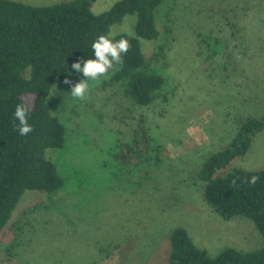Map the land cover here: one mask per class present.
<instances>
[{
    "label": "rangeland",
    "instance_id": "1",
    "mask_svg": "<svg viewBox=\"0 0 264 264\" xmlns=\"http://www.w3.org/2000/svg\"><path fill=\"white\" fill-rule=\"evenodd\" d=\"M119 1L97 0L92 12ZM136 21L126 16L109 31L135 35ZM157 22L159 40H140L147 70L166 79L150 106L113 82L117 70L84 101L68 96L65 81L53 87L48 106L65 125L67 143L46 155L65 186L23 195L0 233V264H168L169 236L178 227L211 257L264 246L251 220L226 221L213 210L199 179L244 119L264 118V0H164ZM81 79L73 70L68 80ZM22 98L33 109L35 96ZM136 141L140 152L121 163L117 156ZM235 168L264 169V130L223 174Z\"/></svg>",
    "mask_w": 264,
    "mask_h": 264
},
{
    "label": "trees",
    "instance_id": "2",
    "mask_svg": "<svg viewBox=\"0 0 264 264\" xmlns=\"http://www.w3.org/2000/svg\"><path fill=\"white\" fill-rule=\"evenodd\" d=\"M97 0H71L54 5L33 6L15 0H0V233L10 223L23 195L28 191L55 194L65 186L56 165L47 158L50 149H64L67 129L48 106L53 87L69 79L72 64L92 57L91 43L107 34L126 16H136L135 35L126 36L130 49L113 82L123 83L125 94L137 105L150 106L166 79L147 70L140 40H159L157 15L164 0H120L111 10L96 15ZM26 94L35 96L29 123L33 131L20 136L15 108ZM264 130V118L244 119L229 145L203 164L199 179L204 198L224 220L246 217L264 238V169L235 168L223 171L251 150L255 137ZM141 143L147 146L142 133ZM140 142L125 146L128 154L117 158L130 164L140 152ZM256 176V183H250ZM168 264H264V246L246 253L226 248L211 257L194 243L185 228L169 236Z\"/></svg>",
    "mask_w": 264,
    "mask_h": 264
},
{
    "label": "clouds",
    "instance_id": "3",
    "mask_svg": "<svg viewBox=\"0 0 264 264\" xmlns=\"http://www.w3.org/2000/svg\"><path fill=\"white\" fill-rule=\"evenodd\" d=\"M117 33L109 31L107 34L97 36L91 43L92 57L86 60H77L72 64V69L82 74L83 79L72 84L66 80L70 86L68 95L73 101H84L90 95L92 88L99 84L102 79L107 78L117 66L123 64V57L128 53L131 45L126 36L116 38ZM31 106L27 100L21 99L14 112V118L18 121L17 131L20 136H27L33 131L29 123ZM258 177H251L250 183H256Z\"/></svg>",
    "mask_w": 264,
    "mask_h": 264
}]
</instances>
